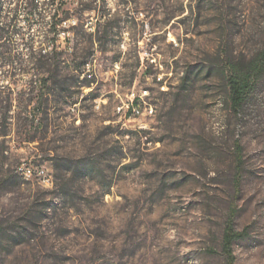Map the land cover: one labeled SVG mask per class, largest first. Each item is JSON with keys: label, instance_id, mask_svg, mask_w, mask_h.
<instances>
[{"label": "rangeland", "instance_id": "1", "mask_svg": "<svg viewBox=\"0 0 264 264\" xmlns=\"http://www.w3.org/2000/svg\"><path fill=\"white\" fill-rule=\"evenodd\" d=\"M0 3L21 35L0 61V264H264V70L239 112L229 87L264 50V0ZM54 37L49 74L26 45ZM143 90L154 115L121 119Z\"/></svg>", "mask_w": 264, "mask_h": 264}, {"label": "trees", "instance_id": "2", "mask_svg": "<svg viewBox=\"0 0 264 264\" xmlns=\"http://www.w3.org/2000/svg\"><path fill=\"white\" fill-rule=\"evenodd\" d=\"M67 1V0H66ZM38 7L31 8L27 15L30 17L36 16V11ZM94 11L93 8L89 7L84 10V12H92ZM2 10V4L0 3V41L3 40H9V42L5 45L0 44V61L2 60L5 65H11L18 58H20V54L16 50V44L15 39L16 36L20 35V30L18 28L17 24V18L15 16H12L8 22L2 21L1 13ZM60 13L66 14L67 18L70 13L68 10H63L62 7H58L54 10V14L51 16V30L50 33L53 31H57L58 29V23H55V19L59 17ZM63 21L61 20L60 23ZM57 34V33H56ZM27 45L26 48L28 50V55L32 59V61H42L47 67H48V73L52 72V69L56 63V47H57V39L54 38H47L43 44L45 45V48L41 50H35V42L34 39H27ZM44 51V53H43ZM34 66L36 65V62H32ZM231 75L229 77V87H230V100L232 103V107L236 112H239L247 103L251 91L253 90L254 83L256 82V78L259 76V74L264 70V50L261 54H259L257 57H255L249 64L243 68H240L238 66H235L234 64H231ZM8 89L9 91H12V89L8 87H4L2 90ZM96 100L97 98L94 97ZM9 103V98L7 99ZM8 111L9 109L6 108V114H4L5 121L7 123L8 120ZM2 116V115H1ZM2 134L3 136L6 135V129ZM2 155L5 157V154L2 153ZM244 237L243 233H239L235 230L233 226V222L229 221V224L227 225L224 233V243H223V249L224 252L231 261L233 260V245L238 240L242 239Z\"/></svg>", "mask_w": 264, "mask_h": 264}, {"label": "built area", "instance_id": "3", "mask_svg": "<svg viewBox=\"0 0 264 264\" xmlns=\"http://www.w3.org/2000/svg\"><path fill=\"white\" fill-rule=\"evenodd\" d=\"M89 68V67H88ZM90 72V71H89ZM89 76H93L89 74ZM166 90V87H165ZM152 101H149L148 90H143L140 93L133 91V95L129 98V102L123 104L118 108V113L121 115V119L138 120L142 117L147 118V110H151ZM142 129V127H140ZM23 173L27 178H31L33 171L31 169H23ZM44 171L39 172V176L44 178ZM45 182L50 183V180L44 179Z\"/></svg>", "mask_w": 264, "mask_h": 264}, {"label": "bare ground", "instance_id": "4", "mask_svg": "<svg viewBox=\"0 0 264 264\" xmlns=\"http://www.w3.org/2000/svg\"><path fill=\"white\" fill-rule=\"evenodd\" d=\"M89 78H92V76H88ZM159 82H161L162 81V78H158L157 79ZM154 113H155V110H154V107L152 106L151 107V110H147V116H153L154 115Z\"/></svg>", "mask_w": 264, "mask_h": 264}]
</instances>
